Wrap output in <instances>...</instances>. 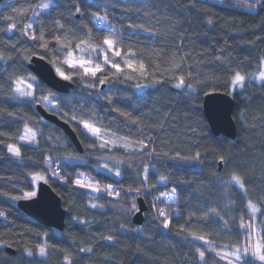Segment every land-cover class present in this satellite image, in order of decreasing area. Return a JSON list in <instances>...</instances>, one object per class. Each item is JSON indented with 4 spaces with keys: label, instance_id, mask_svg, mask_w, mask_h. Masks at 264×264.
Listing matches in <instances>:
<instances>
[{
    "label": "trees",
    "instance_id": "16d2710c",
    "mask_svg": "<svg viewBox=\"0 0 264 264\" xmlns=\"http://www.w3.org/2000/svg\"><path fill=\"white\" fill-rule=\"evenodd\" d=\"M42 2H0V264H64L65 258L71 264H227L216 254L233 256L246 241L250 224L264 244V214L258 212L253 220L246 208L251 199L264 212V82L252 80L264 59V10L250 11L244 7L248 0H50L53 7L39 12L36 6ZM97 16L105 20L98 22ZM28 23L33 24L35 40L23 34ZM11 24L15 28L10 32ZM105 24L117 31L123 54L107 55L121 65V72L105 66L102 53L88 51L83 55H91L105 72L97 78L73 73L62 63L69 49L55 38L71 41L74 50L89 37L94 44L102 41L108 35ZM41 33L47 48L39 46L44 43ZM33 56L73 75V87L66 93L36 78L35 95L48 96L56 104L55 111L45 108L72 127L81 153L59 127L39 115L35 102L12 91L14 79L34 76L28 68ZM129 60L135 71L127 67ZM237 71L246 79L232 90ZM181 77L184 85L177 88ZM217 91L234 99V139L213 135L204 116L203 97ZM83 122L100 129L106 139L90 137ZM26 128L38 133L35 145L21 141ZM107 139L118 144L111 147ZM9 144L19 147V158L9 155ZM48 156L52 168L59 165L65 182L45 171ZM105 162L116 166L108 168ZM234 172L243 177L247 196L230 183ZM37 173L65 208L62 231L37 223L17 207L25 192L35 190L32 177ZM83 175L117 187L120 195L77 186ZM173 188V199H157ZM138 197L147 206L141 225L132 222ZM160 208L167 214V229L164 217L158 216ZM193 233L210 243L194 240ZM41 246L44 256L39 254ZM198 248L206 253L203 261Z\"/></svg>",
    "mask_w": 264,
    "mask_h": 264
},
{
    "label": "snow or ice",
    "instance_id": "6c2138e0",
    "mask_svg": "<svg viewBox=\"0 0 264 264\" xmlns=\"http://www.w3.org/2000/svg\"><path fill=\"white\" fill-rule=\"evenodd\" d=\"M51 7H53L52 3L50 2V0H44V2L40 3L39 5L36 6V8L39 9V12H47ZM244 7H248L251 11H256L257 8H260L261 10H264V3H262V0H248L247 3L244 4ZM77 13L80 12V8L77 7L75 10ZM35 12V9H34ZM39 12H37L36 14H39ZM93 15L95 16L96 14L93 13ZM105 20L104 17H99L97 16V21H102ZM209 24L212 23L211 20L208 21ZM108 35L104 36L102 41L98 42V43H92L91 38L89 37L86 40H81L79 43H77L75 45V49H72V44L71 41L65 43L60 36H57L55 38V43L60 45L62 48H67L69 49L66 54L65 57L62 60V63L64 65L67 66L68 69H72L73 73L75 72H80L82 74L83 77H91V78H97L98 74L105 72L106 68L102 67L99 63H96L94 58L91 55L88 56H84L83 53L91 51V52H99L103 54V60H104V65L105 66H110L111 68H114L116 70L117 73L121 72V65L119 63L113 62L109 59L107 53L111 52L112 55L114 57H120L122 56V51L121 49H119L118 47V40L116 39L117 37V31L114 28H107V25H104ZM60 27H63L62 25ZM129 27H131V25H129ZM15 28L14 24L9 25L8 27V31H13V29ZM33 28V24L32 23H28L25 25V31H24V35L27 36L29 39H33L35 40L37 37L34 33H31L30 30ZM39 39L41 41H43L44 43H42L41 45H39L40 47L43 48H47L48 46V42L44 36L43 33L40 34ZM74 51L75 52H79L82 55L77 58L74 55ZM129 56H131L132 54L129 53ZM44 57H41V59H43ZM0 59H2V57H0ZM126 65L128 68L132 69L133 71L136 70V68L134 67L133 63L129 61H125ZM54 66H55V62H53ZM140 70L142 71L144 68L143 64L139 65ZM56 75L60 78V80L63 81H71L73 79V75L67 73L65 70H61L60 67H56ZM256 80L262 81L264 82V59H261V61L259 62V72L258 75H256L254 77ZM245 75H242L239 71L235 72V74L232 77L231 83L233 86H243L244 82H245ZM105 81L104 79L100 80V83L103 84ZM182 85H184V79L183 77H181L179 79V82L175 85L177 88L181 87ZM187 87L192 88L191 84H188ZM39 88V84L38 82H36V76H28V77H17L16 79H14L12 81V91L14 93V95L20 99L26 100L29 103L35 102L37 105H39L41 102L43 104H45L46 106H48L51 110L55 111L56 110V104L51 103V101L49 100L48 96H42V98H38L35 95L36 90H38ZM83 129H86L89 133H91L92 136L94 137H99V133H100V129L92 127L89 123L87 122H83L82 124ZM39 135H42L39 134ZM21 141L27 142L29 144H33L37 141L38 139V133L31 131L30 129L25 130V135L20 137ZM105 143H107V141H105ZM104 145L102 144L101 147H103ZM143 147H147V145H143ZM8 152L12 155L15 156L17 158H19L21 156V152L19 147H16L13 144H9L8 145ZM199 154H197V156L192 157L191 159L193 161L197 160ZM174 159H181V160H185L186 158L184 157H175ZM66 160L68 161V163H71L72 158L71 157H67ZM45 171L46 172H51V178H58L60 180L61 183L65 182V177H62L59 171V166L57 165L56 168H52V158L50 156L45 157ZM147 171L148 169L145 168L144 172V182L147 183L148 177H147ZM117 176L120 175L119 172L116 173ZM45 177L42 175H39L38 173L33 175L32 180L33 182L37 181V180H44ZM47 182V181H45ZM161 183L163 182V179L160 181ZM230 183L235 186L238 187L241 192L247 196V190L245 187V183L243 180V177L237 173H233L231 175L230 178ZM76 184L81 187V188H87L88 190H90L93 193H103V192H107V194L109 196H119L120 193L119 192H115V190L112 188L111 184L108 185H104L101 186L98 183H85L83 180L81 179H77L76 180ZM153 188L155 187V185L152 186ZM139 191V190H138ZM150 191V190H149ZM175 192L176 189L173 188L172 189V193L171 194H166L164 192L160 193V197L159 198H164V199H168L171 200L174 198L175 196ZM37 195V193L35 191H28L24 193V198H32L35 197ZM19 197H13V199H18ZM264 206V205H262ZM89 207L95 209L97 207H99V205L97 204H90ZM133 207H135V205H133ZM155 207V206H154ZM246 208L248 210V212L250 213V218L251 219H255L256 214L259 212L261 214H264V212H262L261 207L257 206V203L253 202L251 199L247 200V204H246ZM158 211V216L159 217H164V222H163V227L165 229H167L169 227V221L167 219V214L165 212V210L163 208H160L157 210ZM4 213L0 212V216H3ZM80 224H85L86 221H79ZM225 226H227V221H225ZM249 227L252 230V233H255V228L252 225H249ZM121 228H123V225H121ZM241 228H244V224L241 223ZM194 240H199V241H203L205 244H209L210 242L208 240L205 239L204 236H197L194 233L191 234ZM254 237L249 234V236L246 237V241H245V247L243 248V251H241L240 248H236L233 252V256L234 259H229L228 258V254L225 253L223 256H220L219 253H217L216 255L220 258V259H225L227 261V264H254V262L258 261L259 264H264V244H262L259 240H256L255 244L253 245L250 241L251 239H253ZM105 240L107 241H111L112 237L111 236H105L104 237ZM82 252L83 251H91V249H84L81 248L80 249ZM211 250V249H209ZM199 258L201 261H203L205 259V251H201L199 248L197 249ZM26 253L28 256L32 255V252L30 250H26ZM39 254L41 256L45 255V247L41 246L39 248ZM247 257V259H245ZM64 264H71V261L68 260L67 258H65V262Z\"/></svg>",
    "mask_w": 264,
    "mask_h": 264
},
{
    "label": "water",
    "instance_id": "95a60500",
    "mask_svg": "<svg viewBox=\"0 0 264 264\" xmlns=\"http://www.w3.org/2000/svg\"><path fill=\"white\" fill-rule=\"evenodd\" d=\"M2 1L0 0V2ZM28 68L37 79L56 92L66 93L73 87L71 81L60 80L51 63L44 58L41 59L40 56H33L30 59ZM234 108V99L225 92H212L203 97V113L213 135H223L229 139L235 138L236 123L232 117ZM36 110L45 121L59 127L79 153L83 151L77 134L67 122L59 119L41 104L36 105ZM221 166L222 164L219 162V170ZM36 193L37 195L30 199L22 198L17 200L18 209L37 223L62 231L65 226L66 211L62 206L60 197L44 181L37 183ZM136 201L137 210L132 216V222L135 225H141L144 219L143 213L147 210V206L142 197H138ZM6 250L9 254L14 255L12 248L8 247Z\"/></svg>",
    "mask_w": 264,
    "mask_h": 264
},
{
    "label": "rangeland",
    "instance_id": "374dc122",
    "mask_svg": "<svg viewBox=\"0 0 264 264\" xmlns=\"http://www.w3.org/2000/svg\"><path fill=\"white\" fill-rule=\"evenodd\" d=\"M211 1H214V2H222L223 0H211ZM250 10V9H249ZM251 11V10H250ZM77 57V56H76ZM77 58H79V57H77ZM54 70H55V72H56V69L54 68ZM256 75H258V73L256 74ZM256 75H254L253 76V78H252V80L253 81H255V82H262V81H259V80H256L254 77L256 76ZM239 87V85H237V86H232V90H234V89H236V88H238ZM41 104L44 106V107H46V108H49L48 106H46L45 104H43L42 102H41ZM26 130V129H25ZM32 131V130H31ZM83 131L85 132V133H87L90 137H93V138H95V139H98V138H102V139H106V137H102V135L99 133V137H94V136H92L91 135V133H89L86 129H83ZM35 132V131H34ZM37 133V132H36ZM23 135H25V131H24V133H23ZM107 140H110V143H112L110 146L112 147V146H114V145H116V144H118L117 143V141L116 140H112V139H107ZM23 143H25V144H28V145H35V143H33V144H29V143H27V142H24V141H22ZM9 155L12 157V155L9 153ZM105 164V166L107 165V166H110V167H108V168H111V166L112 167H114V166H116V164L115 163H110V164H107L106 162L104 163ZM39 175H41V174H39ZM43 176V175H42ZM40 181H45V179L44 180H37V181H35V182H33V184H34V187H35V192H36V185H37V183L38 182H40ZM99 185H101V184H99ZM262 221L264 222V218L262 219ZM251 225V224H250ZM249 227V226H248ZM255 228V227H254ZM255 230H256V228H255ZM249 234H251L254 238L253 239H251V243L254 245L255 244V242H256V240H259V237H258V235H257V232L255 231V233H252V230H251V228L249 227ZM249 234H248V236H249ZM245 247V242H244V244L240 247V249H241V251H243V248ZM235 250V249H234ZM228 258L229 259H234V256H228Z\"/></svg>",
    "mask_w": 264,
    "mask_h": 264
},
{
    "label": "built area",
    "instance_id": "2783aa9c",
    "mask_svg": "<svg viewBox=\"0 0 264 264\" xmlns=\"http://www.w3.org/2000/svg\"><path fill=\"white\" fill-rule=\"evenodd\" d=\"M141 144H142V145H147V146H148V143H146V142H142ZM57 165H58V164H55V165L53 166V168H56ZM50 174H51V172H50ZM79 179L83 180L85 183H89V182L95 183V182L92 181V179H91L90 176H88V175H83V176L79 177ZM76 185H77V184H76ZM77 186H78V185H77ZM101 186H102V185H101ZM112 188L115 190V192H119V193H120V190H119L117 187H112ZM86 189H87V188H86ZM102 194L108 195L107 192H103ZM142 194H143L146 198H149V196H148V194L146 193V191H143ZM113 197H115V195H113ZM149 199H151V198H149ZM151 202L154 203L153 199H151Z\"/></svg>",
    "mask_w": 264,
    "mask_h": 264
}]
</instances>
